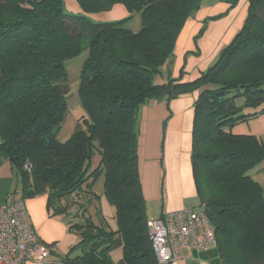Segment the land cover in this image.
Here are the masks:
<instances>
[{"label": "trees", "instance_id": "trees-1", "mask_svg": "<svg viewBox=\"0 0 264 264\" xmlns=\"http://www.w3.org/2000/svg\"><path fill=\"white\" fill-rule=\"evenodd\" d=\"M77 2L82 13L68 11L65 0H0V151L19 179L20 198L47 194L50 215L65 219L79 236L66 263L159 264L138 166L140 109L153 99L199 89L193 173L222 263L264 264V190L248 174L264 160V142L232 132L264 112V0H249L243 27L198 77L164 83L155 79L200 0ZM116 4L129 17L88 16ZM136 13L141 28L134 31L125 24ZM83 52L78 94L85 114L62 141L66 61ZM94 149L101 161L90 171ZM101 174L115 228L93 190V178ZM118 247L122 257L114 261L111 251Z\"/></svg>", "mask_w": 264, "mask_h": 264}, {"label": "crops", "instance_id": "crops-1", "mask_svg": "<svg viewBox=\"0 0 264 264\" xmlns=\"http://www.w3.org/2000/svg\"><path fill=\"white\" fill-rule=\"evenodd\" d=\"M68 11L82 13L77 0H65ZM249 0H200L199 8L182 27L167 67L156 83L169 79L190 81L198 77L218 58L243 27ZM123 4L110 10L89 13L97 21H115L129 17ZM133 19L126 21L131 25ZM136 24L132 30L140 29ZM200 90L181 93L167 100L153 99L140 109L138 166L148 218L159 217L166 211L198 207L201 202L196 187L192 163V131L194 105ZM264 106V105H262ZM235 134L255 135L264 142V112L249 122L232 128ZM264 190V160L248 172ZM19 179L11 162L0 151V203L20 198ZM39 236L56 244V250L44 262L25 264H68L64 260L79 236L70 232L65 219L50 215L47 194L24 198ZM111 205V204H110ZM108 211L114 215L113 205ZM104 215V214H103ZM172 264H223L219 247H185L180 259Z\"/></svg>", "mask_w": 264, "mask_h": 264}, {"label": "built area", "instance_id": "built-area-1", "mask_svg": "<svg viewBox=\"0 0 264 264\" xmlns=\"http://www.w3.org/2000/svg\"><path fill=\"white\" fill-rule=\"evenodd\" d=\"M30 169L29 164L26 165ZM152 247L159 264H172L185 247L203 249L217 245L206 206H188L148 219ZM56 244L38 234L22 198L0 203V264L44 262Z\"/></svg>", "mask_w": 264, "mask_h": 264}, {"label": "rangeland", "instance_id": "rangeland-1", "mask_svg": "<svg viewBox=\"0 0 264 264\" xmlns=\"http://www.w3.org/2000/svg\"><path fill=\"white\" fill-rule=\"evenodd\" d=\"M132 19L133 22L131 23V25L125 24L126 27L129 28L131 27L133 29V27H135L136 24L140 26L141 16L139 13H136L132 17ZM86 55L87 53L83 52L79 56L68 59L66 61V67L68 71V88H67L68 109H67L66 117L62 123V127L58 133V138L62 141L69 138V136L76 129L79 119L81 118L83 113L85 114L78 94V85H79L80 70L86 58ZM100 161H101V156L99 154V151L97 149H94V153L92 155L91 163H90V171L95 170L99 166ZM93 180H94L93 190L100 196V198H98L99 208L101 209L102 214H104L106 219L112 225V227L115 228L116 226L115 219L113 218V215L108 211V208H110L111 205L104 196V175L103 174L97 175V177H95V179L93 178ZM96 209L98 210V204L95 207V209L92 207L91 212L94 213ZM111 257L114 261L120 259L122 257V249L120 247L113 249L111 251Z\"/></svg>", "mask_w": 264, "mask_h": 264}]
</instances>
